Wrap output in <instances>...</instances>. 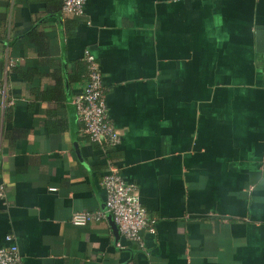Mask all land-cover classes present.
<instances>
[{
	"label": "crops",
	"instance_id": "crops-1",
	"mask_svg": "<svg viewBox=\"0 0 264 264\" xmlns=\"http://www.w3.org/2000/svg\"><path fill=\"white\" fill-rule=\"evenodd\" d=\"M61 7L0 0V247L12 235L22 264H264V0H86L71 33ZM85 50L121 136L110 149L73 103ZM110 164L155 220L142 246L109 213L72 223L106 209Z\"/></svg>",
	"mask_w": 264,
	"mask_h": 264
},
{
	"label": "built area",
	"instance_id": "built-area-1",
	"mask_svg": "<svg viewBox=\"0 0 264 264\" xmlns=\"http://www.w3.org/2000/svg\"><path fill=\"white\" fill-rule=\"evenodd\" d=\"M62 14L65 17H83L86 0H62ZM83 60L87 64V82L83 90L74 97L78 118L83 133L89 141L102 148L110 149L121 142L119 131L115 128L108 115L107 90L103 73L96 57L85 50ZM14 60L7 63V71L15 65ZM2 96L8 95L4 90ZM101 186L106 194L105 210H83L72 217V223L85 225L105 219L106 213L113 216L120 233L130 241L143 245L142 233H155V220L149 218L142 206L137 186L127 183L118 168L110 164L101 179ZM7 196L6 186L0 180V200ZM8 245L0 247V264H22V257L12 235L5 237Z\"/></svg>",
	"mask_w": 264,
	"mask_h": 264
},
{
	"label": "trees",
	"instance_id": "trees-1",
	"mask_svg": "<svg viewBox=\"0 0 264 264\" xmlns=\"http://www.w3.org/2000/svg\"><path fill=\"white\" fill-rule=\"evenodd\" d=\"M63 3V2H62ZM62 8V7H61ZM64 26L67 29L68 33H71L74 28H75V21L74 20H70L67 17H64ZM83 66L80 67L79 71L76 73V75L72 78V80L74 81H79L81 79L82 75H85V80L87 81L88 77H87V73H88V69H87V64L86 62L83 60L82 62ZM12 69L16 72V74L20 77V79L24 82H31L33 80V75L34 72L32 70L31 67H29L27 70H23L21 67L16 66V64L12 67Z\"/></svg>",
	"mask_w": 264,
	"mask_h": 264
},
{
	"label": "water",
	"instance_id": "water-1",
	"mask_svg": "<svg viewBox=\"0 0 264 264\" xmlns=\"http://www.w3.org/2000/svg\"><path fill=\"white\" fill-rule=\"evenodd\" d=\"M258 30H259L257 33V35H258V50L262 51V50H264V27L260 26V27H258ZM109 216L111 217V219H113V216L111 214ZM113 222H114V220H113ZM113 230H114L116 236H118L120 231H119L117 225L115 224V222L113 224Z\"/></svg>",
	"mask_w": 264,
	"mask_h": 264
}]
</instances>
